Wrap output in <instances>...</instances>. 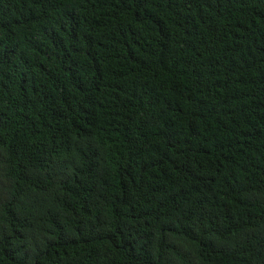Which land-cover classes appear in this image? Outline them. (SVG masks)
<instances>
[{
  "label": "trees",
  "instance_id": "16d2710c",
  "mask_svg": "<svg viewBox=\"0 0 264 264\" xmlns=\"http://www.w3.org/2000/svg\"><path fill=\"white\" fill-rule=\"evenodd\" d=\"M0 264H264V0H0Z\"/></svg>",
  "mask_w": 264,
  "mask_h": 264
}]
</instances>
